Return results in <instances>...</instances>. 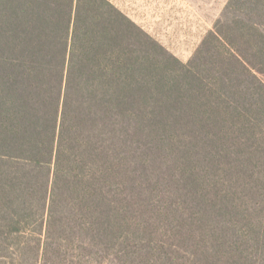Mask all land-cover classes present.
Returning <instances> with one entry per match:
<instances>
[{
  "label": "trees",
  "instance_id": "obj_1",
  "mask_svg": "<svg viewBox=\"0 0 264 264\" xmlns=\"http://www.w3.org/2000/svg\"><path fill=\"white\" fill-rule=\"evenodd\" d=\"M0 5L22 14L0 61V264H264V208L234 220L242 191L194 162L264 179V0H230L187 63L108 0ZM148 133L212 206L142 180Z\"/></svg>",
  "mask_w": 264,
  "mask_h": 264
},
{
  "label": "rangeland",
  "instance_id": "obj_2",
  "mask_svg": "<svg viewBox=\"0 0 264 264\" xmlns=\"http://www.w3.org/2000/svg\"><path fill=\"white\" fill-rule=\"evenodd\" d=\"M117 9L129 17L139 28H141L148 36L153 38L160 47L166 50V55L162 50L156 48L157 56L163 54V57L169 58V55L177 58L183 63H187L196 53L204 38L216 27V23L221 18L226 6L230 0H108ZM4 6L0 5V61L3 53L11 54L14 50L12 46L22 39L19 31L10 30V26L22 14H9L3 12ZM5 14H8L4 17ZM14 39H13V38ZM22 42V41H20ZM23 54V49L21 50ZM54 67H56L54 65ZM22 70L21 66L16 67ZM5 71L4 66L0 63V90L10 87V82L1 78V73ZM154 133H148L143 139V153L154 160L147 162L148 166L142 171V180H157L159 184L167 183L169 185L168 192H174L187 200L189 212L195 214L201 208L212 206L214 193L212 191L205 193L204 197L199 196L197 199L192 198L190 188L182 187L180 184V192H178L177 179H183L181 172L176 169V160L183 161L187 159L184 154H168L167 144H156ZM186 152H193L192 145L187 147L181 146ZM167 149V150H166ZM204 150L199 149V156H203ZM175 158V159H174ZM194 160V158H193ZM223 160V159H222ZM149 161V160H148ZM209 164L203 162H195V178L197 179H224L233 184H237L242 191V198L236 209H230L228 213L233 219L241 220V224H248L249 218L257 220L264 208V179H249L246 183V177L243 179H232L231 174L235 171L226 168L225 162L218 164L220 161H211ZM226 161V160H225ZM251 168V167H250ZM218 170V171H217ZM258 172L264 174V165L257 169ZM208 173L207 177L205 173ZM219 172V173H218ZM250 172V170H249ZM141 179V178H140ZM233 180V181H232ZM251 183L252 187L248 186ZM164 185V184H162ZM165 186V185H164ZM248 186V187H247ZM199 205V206H198ZM202 208V209H203ZM264 216V215H263ZM232 217H229L232 218ZM226 223L228 218H225ZM263 249V250H262ZM260 250L264 253V245H260L259 252H254L253 257H260ZM263 255V254H262Z\"/></svg>",
  "mask_w": 264,
  "mask_h": 264
}]
</instances>
